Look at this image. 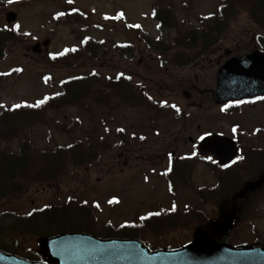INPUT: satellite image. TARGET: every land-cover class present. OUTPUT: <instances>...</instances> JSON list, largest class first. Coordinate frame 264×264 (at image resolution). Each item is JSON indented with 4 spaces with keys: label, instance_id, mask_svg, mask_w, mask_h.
Masks as SVG:
<instances>
[{
    "label": "rangeland",
    "instance_id": "1",
    "mask_svg": "<svg viewBox=\"0 0 264 264\" xmlns=\"http://www.w3.org/2000/svg\"><path fill=\"white\" fill-rule=\"evenodd\" d=\"M220 2L171 0L168 5L175 6L180 19L197 23L199 18L215 13ZM155 3L156 0H71V3L69 0H3L0 26L7 25L5 18L11 11L18 13V19L12 25L17 38L8 45L6 59L0 63V112L22 103L38 104V101L58 94L64 81L77 76V72L53 59L66 51L80 48L78 35L83 39L104 41L108 48L101 58L98 55L96 60L89 62V67H85L86 75L92 69L101 77L115 76L120 72L128 74L138 88L167 103V108L164 110L165 118L130 107L112 114L106 113L109 109L100 111L92 105V118L78 108L48 111L51 118L49 126L33 128L32 139L39 152L72 142L76 137L85 138L87 130L97 135L102 133L109 143L117 144L109 149L108 156L100 163L69 171L62 183L50 188H29L8 210L0 208V217L8 216V211L22 216L32 210L65 204L74 197L73 201H87L89 206L94 207L91 209L97 230L108 223L116 226L141 223L142 218L154 212L184 211L189 205L203 210L212 219L211 222L218 217L215 206L199 207L194 196L197 189L193 188L190 192L179 190L180 186H176V193H170L163 177L168 166L166 153L174 149L176 157L190 153V138L198 140L212 133L236 138L246 150L264 146V102H243L241 113L228 116L207 92L215 86L216 73L227 59L225 52L232 50L235 55L247 52L245 46L251 44V37L259 30L243 13L230 24L217 52L211 53L197 66L186 69L166 65L157 67L154 60L158 53L141 46H137V51L132 54L119 55L114 46L119 44L123 47L132 43V34L138 27L154 38H160L157 22L152 18ZM67 9L83 12L86 29L60 18V13ZM164 35L169 42L174 38L173 31ZM239 36L243 38L239 39ZM47 40L50 41L49 46L43 47L41 54L32 52L33 47ZM238 42L241 44L237 52ZM167 49V46L163 47L164 51ZM147 60L152 62H145ZM179 83L183 84L181 89H178ZM192 84L194 89H191ZM187 94L191 97L188 98ZM178 111L182 114L180 119L174 116ZM77 122L80 123L75 125ZM119 129L124 134L117 133ZM131 136L137 137L133 138L136 142H132ZM17 144L18 141L13 142V149ZM191 181L196 188L216 184L215 177L203 164L195 170ZM256 213L254 215L260 218L238 225V231L236 227L229 233L235 246L264 241V204L258 206ZM5 219L8 220L7 217ZM194 229L172 234L162 231L156 237L146 229L142 238L155 248L169 244L178 246L193 239ZM16 246L20 249L27 246V253L39 251L38 240L30 238L25 245L18 243Z\"/></svg>",
    "mask_w": 264,
    "mask_h": 264
},
{
    "label": "trees",
    "instance_id": "2",
    "mask_svg": "<svg viewBox=\"0 0 264 264\" xmlns=\"http://www.w3.org/2000/svg\"><path fill=\"white\" fill-rule=\"evenodd\" d=\"M167 1L169 0L156 1L153 6V18L159 22L162 31H174L180 36L176 39L177 52L179 54L184 52L185 57L192 59L199 57L200 55L192 52L196 49L199 53L207 50L212 44V39L216 35L221 37L229 25L243 12L249 14L251 20L260 28L261 35H264V0H223L217 13L208 19L199 20L198 25L192 22L187 24L185 19H180L175 10L166 5ZM63 15L68 21L77 24L76 26L86 28L82 19L83 13L67 10L63 12ZM14 34L12 31H0V62L6 57L7 44L16 38ZM98 47L97 41L89 39L83 43L82 48L56 58L55 61H58L60 65L78 74L70 81L63 83L57 95L47 97L44 103L38 106L24 104L0 113V207H4L5 210H8L13 202L20 199L31 187L62 183L68 177L69 171L100 163L113 147L106 135L89 132L85 139L76 137L69 144L39 152L32 139L33 128L49 126L51 118L47 114L48 111L78 108L88 112L91 118V109L94 104L99 109H109L108 113H113L114 110L123 108L122 106L126 104V106L137 107L148 112L154 109L152 101L136 92L135 87L121 80L117 82L112 78H106L105 82H101V77L97 76L93 69L86 75L85 67H89L90 61L97 59ZM258 48L264 50V36L259 38ZM83 70L85 73L82 74ZM104 90L112 92L109 98L116 97L118 104H112L111 99L103 105L99 104ZM14 141H18L15 150L12 147ZM172 159V167L167 175L168 181L172 184H176L174 180H182L180 184L187 182L190 169L193 170L200 162L198 155L172 157ZM233 167L231 175L217 166L211 167L215 177L217 173L221 176L216 177L217 185L210 189L206 202L215 204L218 212L228 206L232 195L245 183L257 179L264 172V150H251L241 161L235 162ZM219 169L221 171L217 172ZM199 194L203 197L202 191ZM260 204H264V186L239 202L237 225H244L260 218L254 215V213L257 214L256 210ZM68 207V205H56L41 212H33L27 217L11 214L8 211V216L4 215V218L8 217L12 222L4 225L3 230L0 227L1 233H4V237L7 238L4 243L0 240V250L34 261H44L42 252L27 253L25 246L20 249L16 245L18 243L25 245L23 240L26 238L43 236L41 231L52 232L45 236L84 233L102 238L143 240L142 234L146 229L156 237L162 231L169 234L181 228L210 229L212 225V219L202 211L184 213L174 211L153 215L141 224H124L118 227L108 224L97 230L94 211L88 204L78 205L74 212H71ZM35 229H38L39 233L32 231ZM220 240L232 242L229 235L223 236ZM256 244L264 246V241H256Z\"/></svg>",
    "mask_w": 264,
    "mask_h": 264
},
{
    "label": "water",
    "instance_id": "3",
    "mask_svg": "<svg viewBox=\"0 0 264 264\" xmlns=\"http://www.w3.org/2000/svg\"><path fill=\"white\" fill-rule=\"evenodd\" d=\"M16 18V14L10 13L7 22L12 23ZM38 47L34 51L39 52ZM216 82L213 98L218 103L264 96V54L255 52L230 60L218 71ZM199 149L202 154L216 156L222 165L231 162L238 153L235 141L220 135L204 138ZM263 184L264 175L245 185L233 196L230 209L216 222L211 233L197 232L194 241L178 251L151 253L136 240H100L74 234L43 240L40 246L47 254V264H264V248L236 250L216 241L231 229L236 219L237 200ZM0 264L43 263L0 252Z\"/></svg>",
    "mask_w": 264,
    "mask_h": 264
},
{
    "label": "snow or ice",
    "instance_id": "4",
    "mask_svg": "<svg viewBox=\"0 0 264 264\" xmlns=\"http://www.w3.org/2000/svg\"><path fill=\"white\" fill-rule=\"evenodd\" d=\"M9 2H11V0H9ZM69 2L71 3V0H69ZM17 71H19V70H17ZM37 103L39 105V104L44 103V101H38ZM16 107H19V105H16ZM233 131H235V129H233Z\"/></svg>",
    "mask_w": 264,
    "mask_h": 264
},
{
    "label": "flooded vegetation",
    "instance_id": "5",
    "mask_svg": "<svg viewBox=\"0 0 264 264\" xmlns=\"http://www.w3.org/2000/svg\"><path fill=\"white\" fill-rule=\"evenodd\" d=\"M229 51H230V50H227V51L225 52V54H228Z\"/></svg>",
    "mask_w": 264,
    "mask_h": 264
}]
</instances>
